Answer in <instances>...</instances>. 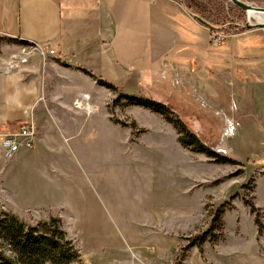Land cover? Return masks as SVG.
I'll return each mask as SVG.
<instances>
[{
  "label": "rangeland",
  "instance_id": "1",
  "mask_svg": "<svg viewBox=\"0 0 264 264\" xmlns=\"http://www.w3.org/2000/svg\"><path fill=\"white\" fill-rule=\"evenodd\" d=\"M177 1L212 25L209 35L246 24L247 14L228 0ZM244 1L264 7V0ZM242 34H229L214 48L207 47L200 63L173 68L181 78L178 83L170 80L162 88L141 84L138 89L129 83L121 90L167 104L204 144L236 162L215 163L183 147L177 128L162 114L124 100L116 103L120 91L83 85L97 91L96 98L89 93L90 100H97L98 116L104 118V132L98 137L104 150L99 156L105 162L102 176L114 182L119 218L112 223L121 241L118 248L103 251L106 260L92 252L84 255L88 252L80 250L73 226L66 230L60 218L61 228L78 249L73 264H264V27ZM92 136L89 132V147ZM3 203L0 211L27 223L57 215ZM221 204L224 225L212 231H221V238L201 248L187 247L211 225ZM151 226L158 231L154 233L167 235L168 248H136L131 243L134 231L143 234Z\"/></svg>",
  "mask_w": 264,
  "mask_h": 264
},
{
  "label": "crops",
  "instance_id": "2",
  "mask_svg": "<svg viewBox=\"0 0 264 264\" xmlns=\"http://www.w3.org/2000/svg\"><path fill=\"white\" fill-rule=\"evenodd\" d=\"M209 34L177 0H0V58L17 52L21 41L48 43L56 51L45 59L32 55L19 69L0 73V137L30 115L36 125L31 147H21L9 160L0 148V209L5 202L56 211L65 228L73 226L84 255L106 260L103 251L118 248L121 240L112 223L119 218L114 182L102 176L105 162L99 156L104 118L96 99L86 114L73 108V98L81 91L96 98L97 91L83 86L106 88L96 77L120 92L129 83L137 89L178 83L173 68L200 63L207 47L214 48ZM134 232L136 248H168L167 235L152 226Z\"/></svg>",
  "mask_w": 264,
  "mask_h": 264
},
{
  "label": "trees",
  "instance_id": "3",
  "mask_svg": "<svg viewBox=\"0 0 264 264\" xmlns=\"http://www.w3.org/2000/svg\"><path fill=\"white\" fill-rule=\"evenodd\" d=\"M230 35L239 34L246 29L238 25H230L223 29ZM20 43H28L21 41ZM90 76V71L80 68ZM97 82L106 88L116 91V87L111 82L96 77ZM124 100L130 105H139L148 108L154 112L162 114L168 121L172 122L179 133L180 144L193 152L204 153L215 163L236 162L234 159L220 155L212 147L204 144L184 122L176 117L174 112L167 104L151 99L149 96L143 97L118 92L114 101ZM174 115V116H173ZM250 210L254 212L255 207L251 203ZM224 205L221 204L212 217L211 225L205 230L198 233L187 247L197 246L208 242H216L221 238L220 233H212L213 229L222 228L224 225L222 214ZM259 226V219L256 217ZM79 259L78 249L73 242L66 236L65 231L61 228L59 217L51 215L47 220L35 223H27L13 213L0 211V264H73Z\"/></svg>",
  "mask_w": 264,
  "mask_h": 264
},
{
  "label": "built area",
  "instance_id": "4",
  "mask_svg": "<svg viewBox=\"0 0 264 264\" xmlns=\"http://www.w3.org/2000/svg\"><path fill=\"white\" fill-rule=\"evenodd\" d=\"M148 3H154L156 0H144ZM225 38H229V34L221 31H212L210 35V44L215 46L222 43ZM55 55V50L48 43L28 42L20 43L17 52L7 57L0 58V73L9 74L26 65L32 55H38L45 59L48 55ZM73 100V106L83 110L86 114L91 113L93 106L90 103V95L88 93H78ZM36 137V125L34 117H30L20 123L16 130L4 133L0 137V148L4 159L9 160L15 156L21 147H31Z\"/></svg>",
  "mask_w": 264,
  "mask_h": 264
},
{
  "label": "water",
  "instance_id": "5",
  "mask_svg": "<svg viewBox=\"0 0 264 264\" xmlns=\"http://www.w3.org/2000/svg\"><path fill=\"white\" fill-rule=\"evenodd\" d=\"M228 1H230L233 5H235L236 7H238L239 9H241L242 11H244L247 14L246 24L242 25V27L244 26V28H246V29L264 27V22H258L256 20L254 23H252L251 17L249 16V13L252 10L253 11L255 10V11H258V12H261L264 14V7L253 5L251 3L245 2L244 0H228ZM194 18L198 22L203 24L204 26L208 27L209 29L212 28V25L210 23H208L207 21H205L204 19H202L201 17L195 15Z\"/></svg>",
  "mask_w": 264,
  "mask_h": 264
},
{
  "label": "bare ground",
  "instance_id": "6",
  "mask_svg": "<svg viewBox=\"0 0 264 264\" xmlns=\"http://www.w3.org/2000/svg\"><path fill=\"white\" fill-rule=\"evenodd\" d=\"M249 16L251 17V18H254L255 20H257L258 22H264V14L263 13H261V12H258V11H251L250 13H249ZM253 19V20H254Z\"/></svg>",
  "mask_w": 264,
  "mask_h": 264
}]
</instances>
